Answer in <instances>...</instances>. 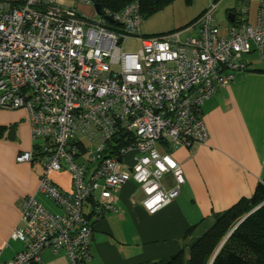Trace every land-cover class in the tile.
<instances>
[{"label": "built area", "instance_id": "2783aa9c", "mask_svg": "<svg viewBox=\"0 0 264 264\" xmlns=\"http://www.w3.org/2000/svg\"><path fill=\"white\" fill-rule=\"evenodd\" d=\"M73 1L0 0V109L24 110L30 137L43 139L15 159L40 161L36 192L58 208L19 197L21 225L10 237L23 247L0 264H38L46 247L86 264L92 224L83 203L117 211V188L129 181L146 212L169 203L184 178L168 149L204 142L203 103L247 68L251 50L264 57V0L240 8L224 33L211 1L191 24L157 35L141 32L137 0L91 17L76 5L94 0ZM127 39L138 48L126 51ZM63 170L68 191L49 177Z\"/></svg>", "mask_w": 264, "mask_h": 264}, {"label": "crops", "instance_id": "0c3cea01", "mask_svg": "<svg viewBox=\"0 0 264 264\" xmlns=\"http://www.w3.org/2000/svg\"><path fill=\"white\" fill-rule=\"evenodd\" d=\"M237 2L239 8L228 12L233 14L232 18L242 7L253 12L258 6V0ZM66 5L75 3L70 0ZM76 8L90 17L95 14L91 5L77 4ZM227 19L221 33L233 21L228 16ZM191 20L184 25L177 22L163 28L154 26L142 33L157 35L173 31ZM244 58L247 68L237 73L232 82L218 88L201 107L207 139L198 145L168 149L182 168L184 178L176 197L156 212L148 213L141 206V190L129 181L117 188V211L103 209L97 215L94 201L83 203V212L91 213L92 224L90 258L86 264H147L166 260L206 230L213 222V213L228 209L239 199L249 198L256 185L263 181L264 57L253 49ZM11 124L14 125L13 139L7 140V128ZM0 126H6L0 138V259L8 260L23 247L21 241L10 237L12 229L21 225L18 198L34 194L49 211L58 212V208L36 192L40 174L37 161L15 159L18 154L31 150L26 112L0 110ZM17 133L21 140L24 137L22 142L15 143ZM49 177L61 189H70L67 170L50 172ZM161 182L170 187L173 178L165 174ZM40 255L38 264H70L63 251L53 253L46 247Z\"/></svg>", "mask_w": 264, "mask_h": 264}, {"label": "trees", "instance_id": "16d2710c", "mask_svg": "<svg viewBox=\"0 0 264 264\" xmlns=\"http://www.w3.org/2000/svg\"><path fill=\"white\" fill-rule=\"evenodd\" d=\"M133 1L135 0H94V3L102 9L119 11ZM137 1L142 19L172 2V0ZM5 128L6 126H0V138ZM34 146L35 144L32 147ZM255 206L257 207L248 213ZM95 212L100 215L98 213L100 211ZM84 214L90 222L91 213ZM212 215V224L199 236L189 241L179 252L166 260L147 264H264V179L256 185L249 198L239 199L228 209Z\"/></svg>", "mask_w": 264, "mask_h": 264}, {"label": "rangeland", "instance_id": "374dc122", "mask_svg": "<svg viewBox=\"0 0 264 264\" xmlns=\"http://www.w3.org/2000/svg\"><path fill=\"white\" fill-rule=\"evenodd\" d=\"M61 1L66 4H69L70 2V0H61ZM211 1L212 0H189L187 2L186 0H172V2L163 5L162 8H160L157 12L153 13L152 15H149L146 18H143L140 24V30L142 29L141 32L146 33L149 30L148 28H154V26H161L163 28L165 26L173 25L177 22H183L182 25H184L185 22H188L189 20H191L195 15L199 13V11H201V9L206 7ZM231 8L238 9L239 2H237V0H218L217 1V7L213 14V22L218 24L221 27L220 28L221 32H223L222 26H225L228 22L227 13L229 12V9ZM179 29H176V30H179ZM180 36L182 39L185 38V36H187V32H182ZM123 47L126 51H134L135 49L138 48V43L133 39H127L124 42ZM0 110L6 111V112H13L15 109H0ZM23 139L21 140L19 134L17 133L15 143L22 142ZM30 139L31 140H30L29 149H32L33 144H36L39 146L43 144L42 138H36V139L30 138ZM36 163H37L38 171L42 172L43 168H42L40 161H37Z\"/></svg>", "mask_w": 264, "mask_h": 264}, {"label": "water", "instance_id": "95a60500", "mask_svg": "<svg viewBox=\"0 0 264 264\" xmlns=\"http://www.w3.org/2000/svg\"><path fill=\"white\" fill-rule=\"evenodd\" d=\"M93 7H94V9H95L96 12L99 11V5H98L97 3H94V4H93ZM227 16L229 17V20L232 21V19H233V18H232V17H233V14H232V13H228ZM13 134H14V125L11 124V125H9L8 128H7L6 138H7L8 140H12V139H13ZM117 139H118V136L114 137V140H117ZM257 206H258V205H257ZM257 206L253 207L248 213H250L251 211H253ZM248 213H247V214H248ZM245 216H246V215H245Z\"/></svg>", "mask_w": 264, "mask_h": 264}]
</instances>
